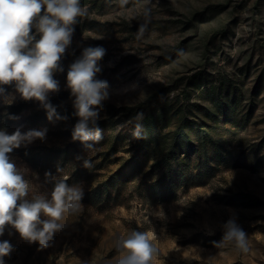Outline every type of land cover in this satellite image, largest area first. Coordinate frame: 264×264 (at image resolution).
I'll use <instances>...</instances> for the list:
<instances>
[{"label":"rangeland","instance_id":"rangeland-1","mask_svg":"<svg viewBox=\"0 0 264 264\" xmlns=\"http://www.w3.org/2000/svg\"><path fill=\"white\" fill-rule=\"evenodd\" d=\"M81 4L88 14L61 59L64 71L54 73L60 90L49 95L67 120L50 121L38 101L23 100L8 85L7 99L0 96V129H47L44 141L10 153L27 169V198L50 199L63 180L83 186V207L64 214L65 227L44 249L6 226L0 241L13 250L5 264H118L127 255L119 243L133 230L149 234L155 249L150 264H264V0ZM145 7L151 17L141 32ZM97 46L106 54L96 78L108 82L110 98L98 122L103 139L86 149L72 140L78 117L66 77L83 49ZM225 86L235 89V101L233 95L226 100ZM138 113L144 114L142 139L133 135ZM200 128L206 136H199ZM198 138L218 143L228 162L218 165L213 147L198 152ZM172 147L188 158L187 182L164 196L151 187L158 173L150 166ZM199 155L215 162L204 183L197 179ZM134 156L141 162L136 173L117 181L135 166ZM229 219L247 233L248 252L222 241Z\"/></svg>","mask_w":264,"mask_h":264},{"label":"clouds","instance_id":"clouds-1","mask_svg":"<svg viewBox=\"0 0 264 264\" xmlns=\"http://www.w3.org/2000/svg\"><path fill=\"white\" fill-rule=\"evenodd\" d=\"M127 3L128 0H120L121 7ZM87 14L81 0H0V96L7 99L4 86L14 85L23 100L38 101L50 121L67 120V116L57 113L49 95L60 90L54 73L64 71L61 59L71 45L75 26ZM142 14L145 19L139 27L141 32L150 22L151 8L145 7ZM105 54L106 49L100 46L84 48L67 71V88L74 98L73 115L78 117L71 136L86 149H93L103 139L98 122L103 102L110 98L109 84L96 77L102 71L99 62ZM143 118V113L136 116L133 135L137 139L143 138V125L139 123ZM46 134L47 129L22 132L17 128L11 134L0 129V236L6 226H11L28 243L38 242L40 249L50 247L54 234L65 227L60 223L65 213L80 212L84 197L81 184L69 185L62 180L54 185L50 199L43 195L27 198V169L18 167L10 153L36 139L44 141ZM77 159L83 160L84 167H91L89 160ZM50 175L45 173L46 177ZM223 228L222 241L234 242L245 253L249 251L247 233L234 219H229ZM119 247L127 255L118 264H150L155 252L149 234L136 230L120 241ZM12 250L8 241H0V264H5L4 257Z\"/></svg>","mask_w":264,"mask_h":264},{"label":"trees","instance_id":"trees-1","mask_svg":"<svg viewBox=\"0 0 264 264\" xmlns=\"http://www.w3.org/2000/svg\"><path fill=\"white\" fill-rule=\"evenodd\" d=\"M225 93L226 100L233 95L232 102L235 101L237 94L234 88L225 86ZM203 129L204 128H200L199 130L201 131L199 133L200 137H204L207 135V132ZM176 139L179 140L178 138ZM197 144L198 152L204 150L206 153V148L209 146L215 148L218 151V154L216 155V163L218 165L228 162L226 152L222 151V148L215 141L198 138ZM173 147H177L176 144ZM175 152V148L165 152L160 159L155 160L150 166L151 170H153L151 173H158V178L151 187L155 188L160 193V195H172L179 186L184 185L187 182V174L183 167L185 163L188 162V158H185L183 156V158H180L179 154L177 152L176 154ZM198 157V168H200L201 170L197 179L200 178L204 183L205 179L213 174L211 170H213L214 167L212 166H214L213 164L215 162L211 163L209 162L208 158H202L200 155ZM132 161L135 162V166L131 170L123 173L121 172V174H117L115 178L117 179V181L123 182L127 177H131L136 173V169L141 162L137 159V156H134ZM142 166L143 165H141V167Z\"/></svg>","mask_w":264,"mask_h":264}]
</instances>
